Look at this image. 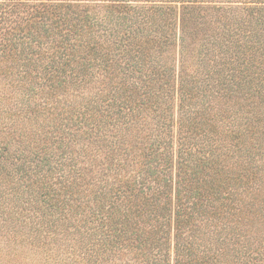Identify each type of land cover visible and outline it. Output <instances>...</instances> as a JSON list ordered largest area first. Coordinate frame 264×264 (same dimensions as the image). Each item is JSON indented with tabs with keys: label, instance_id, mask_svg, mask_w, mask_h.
Segmentation results:
<instances>
[{
	"label": "trees",
	"instance_id": "1",
	"mask_svg": "<svg viewBox=\"0 0 264 264\" xmlns=\"http://www.w3.org/2000/svg\"><path fill=\"white\" fill-rule=\"evenodd\" d=\"M0 264H264V0H0Z\"/></svg>",
	"mask_w": 264,
	"mask_h": 264
}]
</instances>
